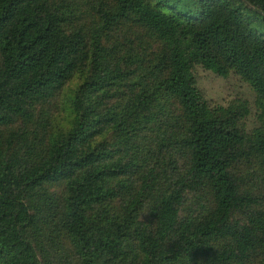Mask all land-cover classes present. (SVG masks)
<instances>
[{"label":"trees","instance_id":"trees-1","mask_svg":"<svg viewBox=\"0 0 264 264\" xmlns=\"http://www.w3.org/2000/svg\"><path fill=\"white\" fill-rule=\"evenodd\" d=\"M197 65L249 83L264 120V0H0V264H264L240 175L264 126L211 107Z\"/></svg>","mask_w":264,"mask_h":264},{"label":"rangeland","instance_id":"rangeland-1","mask_svg":"<svg viewBox=\"0 0 264 264\" xmlns=\"http://www.w3.org/2000/svg\"><path fill=\"white\" fill-rule=\"evenodd\" d=\"M83 15V14H82ZM86 15L84 21L90 24ZM193 74L197 87L202 91L211 107H222L227 112L238 117V125L249 137L254 135L258 129L264 126L261 109L257 95L253 88L239 75L231 72L226 77H221L202 66H195ZM80 82L79 74L73 76L64 87L44 106L40 113L44 119L43 124L50 129L68 127L72 117L69 109V96L73 93L74 87ZM249 159H242L241 172L244 184L247 183L250 191H253L262 203L264 208V166L262 160L255 162V156L251 154ZM61 187H52L51 193L60 194Z\"/></svg>","mask_w":264,"mask_h":264}]
</instances>
